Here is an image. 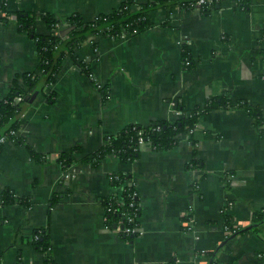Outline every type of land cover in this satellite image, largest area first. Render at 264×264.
<instances>
[{
	"label": "crops",
	"instance_id": "1",
	"mask_svg": "<svg viewBox=\"0 0 264 264\" xmlns=\"http://www.w3.org/2000/svg\"><path fill=\"white\" fill-rule=\"evenodd\" d=\"M122 1L10 0L8 8L34 12L40 35L51 32L43 18L51 15L66 38L72 14L91 21ZM250 1L244 10L222 0L209 14L177 4L153 10L147 30L96 35L75 48L76 59L65 57L55 83L25 108L18 132L25 144L6 140L0 154V264H210L223 242L216 264H264V223L225 241L222 215L230 206L234 224L247 228L264 210V54L255 53L264 0ZM147 2L134 0L133 9ZM39 62L34 39L15 15L0 21V100L16 78L24 85L21 76ZM222 97L234 106L201 114L169 149L145 144L128 163L113 154L99 165L76 161L64 168L58 160L75 146L82 149L77 158L95 152L129 124L175 120L181 105L189 111ZM241 100L261 109L262 131L237 106ZM114 173L127 174L124 185L138 194L132 239L121 222L108 225L104 200L123 188L111 182ZM7 190L31 205L4 203ZM43 228H49L47 252L33 244Z\"/></svg>",
	"mask_w": 264,
	"mask_h": 264
},
{
	"label": "trees",
	"instance_id": "2",
	"mask_svg": "<svg viewBox=\"0 0 264 264\" xmlns=\"http://www.w3.org/2000/svg\"><path fill=\"white\" fill-rule=\"evenodd\" d=\"M9 1L0 0V21L7 22L11 15H15L19 29L34 39L40 62L36 71L26 72L21 76L24 85H21L18 78H16L7 96L0 100V154L4 148L3 138L18 144H25V139L18 135L24 122L23 113L25 108L35 100L33 98L35 93H44L45 87L55 83L56 75L60 71L65 57L69 55L76 59L74 50L86 39L96 35L120 38L124 35H134L143 32L152 24L149 13L160 8L175 4L190 10L198 8L196 5L197 0H149L139 10H134V0H123L118 8L111 12L100 14L91 21H85L79 13L72 14L67 19V27L70 30L67 34L68 36L65 38L57 29L60 22L49 14H45L43 18L51 29V32L45 35L38 34L35 29L37 15L31 11H11L8 8ZM233 1L237 8L250 9V0ZM221 2L222 0H213L212 3L203 4L199 9L204 14H209ZM259 44L261 48L255 50V53L264 54V30L262 31ZM184 58L186 66L191 68L193 63L188 53H185ZM82 67L86 72H89L86 64H82ZM102 92L104 95L107 93L105 88L102 89ZM19 96L23 100L17 102L16 99ZM47 98L49 102H54L56 98L55 92L47 94ZM233 106L234 104L225 97H222L221 100L219 98L211 99L205 104L204 108L197 106L189 111L181 105L182 115L175 120H156L149 124H129L117 134L108 136L105 144L95 152L77 158L76 154L81 153L82 149L79 146H75L70 152L61 154L58 160L64 168H69L76 161L91 162L93 165H99L108 154L117 156L125 163L133 162L139 157L142 150V145L140 144L141 137L147 145L155 150L169 149L178 143V138L181 134L190 133L195 128L201 114L207 113L212 109ZM237 106L245 108L249 115L255 119L257 127L261 131L263 130L262 111L259 107L252 106L244 100L239 101ZM32 154L37 160L41 161V156L33 151ZM110 179L115 186L123 185V188L121 194L115 193L104 200L108 225L112 227L115 223L121 222L126 227L136 226V222L128 221L130 216L140 215L136 190L132 185H124L128 179V175L114 173ZM3 201L4 203L20 201L25 206L29 207L31 205L26 198H19L17 200L9 190L3 193ZM229 208L230 206H226L222 212L225 226L230 230L229 232L227 231L225 241H229L234 236L247 231L258 232L260 225L264 223V210H261L254 213L251 228L236 226L232 216L228 212ZM123 235L126 238L132 239L137 235V232ZM33 244L43 252L49 251L51 246L49 228L36 230L33 236ZM48 259L49 262L52 261L51 258ZM216 263L217 260L213 259L210 264Z\"/></svg>",
	"mask_w": 264,
	"mask_h": 264
},
{
	"label": "built area",
	"instance_id": "3",
	"mask_svg": "<svg viewBox=\"0 0 264 264\" xmlns=\"http://www.w3.org/2000/svg\"><path fill=\"white\" fill-rule=\"evenodd\" d=\"M212 2H213V0H197L196 5H197L198 8H200L203 4H206V3H212ZM22 100H23V99H22L21 96L17 97V99H16L17 102H20V101H22ZM2 142H3V143L6 142V139L3 138V139H2ZM140 144H141L142 146H144V145L146 144V142L143 140L142 137L140 138ZM120 202H121V200H120ZM131 204L133 205V203H131ZM138 218H139L138 215L130 216V217L128 218V221H130V222H136V226H134V227L127 226V227H126V226L124 225V227H123V229L121 230V232H122L123 234H131V233L137 232V230H138V223H137ZM225 229H226V231H228V232L230 231V230L227 229L226 226H225Z\"/></svg>",
	"mask_w": 264,
	"mask_h": 264
},
{
	"label": "water",
	"instance_id": "4",
	"mask_svg": "<svg viewBox=\"0 0 264 264\" xmlns=\"http://www.w3.org/2000/svg\"><path fill=\"white\" fill-rule=\"evenodd\" d=\"M218 7H219V5H218ZM37 96V93H35L34 95H33V98H35ZM124 227V226H123ZM248 227H252V225H250V226H248ZM247 227V228H248ZM226 242H223L216 250H215V252H214V255H213V257H212V259L211 260H213L214 259V257L217 255V253H218V251L224 246V244H225Z\"/></svg>",
	"mask_w": 264,
	"mask_h": 264
},
{
	"label": "rangeland",
	"instance_id": "5",
	"mask_svg": "<svg viewBox=\"0 0 264 264\" xmlns=\"http://www.w3.org/2000/svg\"><path fill=\"white\" fill-rule=\"evenodd\" d=\"M252 224H253V223H252ZM252 224H251V225H252ZM261 226H262V225H260V227H261ZM214 252H215V251H214Z\"/></svg>",
	"mask_w": 264,
	"mask_h": 264
}]
</instances>
